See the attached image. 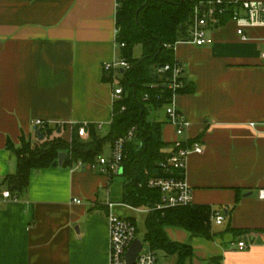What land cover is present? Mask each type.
Segmentation results:
<instances>
[{"label": "crops", "instance_id": "crops-1", "mask_svg": "<svg viewBox=\"0 0 264 264\" xmlns=\"http://www.w3.org/2000/svg\"><path fill=\"white\" fill-rule=\"evenodd\" d=\"M117 7V0H0V183L16 169L7 143L38 139L33 120L69 137L76 124L108 128L121 76L119 69L112 84L103 65L120 56ZM245 32L244 40L222 15L204 28V44L193 42L189 24L173 46L189 84L173 98L190 122L183 138L203 146L186 162L192 204L224 215L220 225L211 220V238L164 228L191 247L181 264H264V28ZM155 120L170 151L174 126L165 111ZM123 182L121 173L108 178L88 164H57L31 170L16 199H3L0 185V264H109L106 200L137 226L147 214L122 202ZM239 239L246 249L231 246ZM160 255L156 264L178 263L177 254Z\"/></svg>", "mask_w": 264, "mask_h": 264}, {"label": "trees", "instance_id": "trees-1", "mask_svg": "<svg viewBox=\"0 0 264 264\" xmlns=\"http://www.w3.org/2000/svg\"><path fill=\"white\" fill-rule=\"evenodd\" d=\"M116 43L120 56L129 64V69L119 72V84L122 94L113 102L112 120L107 132L95 125L85 126L87 138L78 134V126L71 130L70 140L56 134V128L48 125L40 129L43 139L30 141L22 139L18 146L7 143L16 160V169L8 174L0 185H6L11 199H16L28 185L31 170L57 165L58 153L65 152L62 166L77 163L94 165L103 155L106 145L135 127L133 138L126 142L122 160L121 176L124 178L122 202L149 208L143 221V231L137 226L141 239L148 243L151 250L165 254H177V264L190 256L191 247L171 241L164 228L177 226L187 230L191 236L211 238V209L206 205H190L154 209L160 201L161 193L156 188L148 187L147 180L165 176L162 163L166 162L170 151L161 138L162 122L150 118L152 111L161 109L171 100L173 92L168 88L171 72L158 73L157 68L170 64L174 60V44L187 36L188 26L194 11L208 0H117ZM230 11L226 13L229 18ZM124 44V46H120ZM140 45V58L133 57V48ZM169 45V46H168ZM115 72H109L107 80L113 82ZM184 86L176 92L184 93L189 89ZM152 84L153 87H150ZM149 94L148 100L143 95ZM194 141V140H192Z\"/></svg>", "mask_w": 264, "mask_h": 264}, {"label": "built area", "instance_id": "built-area-1", "mask_svg": "<svg viewBox=\"0 0 264 264\" xmlns=\"http://www.w3.org/2000/svg\"><path fill=\"white\" fill-rule=\"evenodd\" d=\"M230 11L229 18L236 23V33L242 39H247L246 30L253 27L264 28V1L262 0H208L196 9L191 20V34L193 42L196 45L205 43L204 28L210 19H217ZM120 46H124L121 44ZM169 46V45H168ZM261 58L264 62V48L261 51ZM130 64L122 57L113 59L103 65V69L107 72H117L119 69L124 71L129 69ZM170 71L171 76L168 78V88L173 92L171 100L164 106L165 113L169 123L174 126L176 139L173 142L172 149L166 162L162 163V167L168 174L160 177H152L147 180L148 187L156 188L161 193L160 201L155 205L154 209H162L169 207H180L192 205V189L185 178L186 162L189 154L203 152V146L197 141L184 139L183 135L190 126V122L184 115L176 109L173 104V98L177 94V90L184 86L183 70L177 61L172 65L165 64L157 68L158 73ZM114 77L113 82H115ZM113 82H111L113 84ZM157 84H152L153 87ZM122 94L120 85L113 88L114 101L119 99ZM149 94L143 95V100H148ZM49 123L45 120L35 119L32 121V127L37 131L46 127ZM78 125V124H76ZM84 124L78 126V134L80 137H87V131ZM100 128V127H99ZM135 127L128 129L125 134L117 137L110 148L108 155H101L96 164L91 167L97 168L98 171L108 178L119 175L122 170V160L124 158V147L127 141L131 140L135 134ZM81 164L77 163L79 167ZM3 199L11 198L10 192L5 189L1 192ZM259 198L264 199V189L259 190ZM80 203L81 200L76 198L72 200ZM108 211L106 218L109 226V264H125V253L135 238H138L137 224L132 218L124 217L114 211L116 203L110 199L106 200ZM150 211L149 208L146 209ZM211 220L216 225H220L224 221V215L219 210L211 211ZM140 239V238H139ZM142 241V249L138 253L133 264H156V252L148 246L144 247ZM231 246L244 250L248 247V243L244 239H239L231 243Z\"/></svg>", "mask_w": 264, "mask_h": 264}, {"label": "water", "instance_id": "water-1", "mask_svg": "<svg viewBox=\"0 0 264 264\" xmlns=\"http://www.w3.org/2000/svg\"><path fill=\"white\" fill-rule=\"evenodd\" d=\"M120 72L123 73L124 70L120 69ZM57 131L60 132V128H58ZM37 134H38V139L42 140L43 135L41 134V132L38 131ZM65 157H66L65 152L62 151V152L58 153L57 163L59 166H62ZM121 172H122V170L120 171V173ZM141 249H142V241L139 238H135L125 253V262H126L125 264H133L138 253L141 251Z\"/></svg>", "mask_w": 264, "mask_h": 264}, {"label": "rangeland", "instance_id": "rangeland-1", "mask_svg": "<svg viewBox=\"0 0 264 264\" xmlns=\"http://www.w3.org/2000/svg\"><path fill=\"white\" fill-rule=\"evenodd\" d=\"M141 54H142V48H141V46L140 45H136L134 48H133V57L134 58H140L141 57ZM164 111H165V109L162 107L161 109H158L156 112H157V115H155V114H153V112H151L150 113V118H155V119H160V118H162L163 119V117H164ZM107 127H104V128H102L101 129V131H102V134H105L106 132H107ZM64 139H66V140H70L69 138V136H66V135H63L62 136ZM104 154H107L106 153V149H104ZM121 182V179H117V181H115L114 182V184L115 183H120ZM142 218V215H140V218H138V221H137V223H138V228H139V230L140 231H143V219H141ZM214 225V224H213ZM141 237H142V233L141 232H139L138 233V238H140L141 239ZM144 247L147 249L148 248V243H144ZM160 253H163V252H156V255H157V257H158V259L160 258V256H162V255H160Z\"/></svg>", "mask_w": 264, "mask_h": 264}]
</instances>
